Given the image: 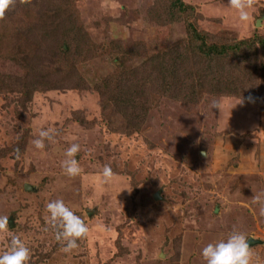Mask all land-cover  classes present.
I'll use <instances>...</instances> for the list:
<instances>
[{
	"label": "rangeland",
	"instance_id": "obj_1",
	"mask_svg": "<svg viewBox=\"0 0 264 264\" xmlns=\"http://www.w3.org/2000/svg\"><path fill=\"white\" fill-rule=\"evenodd\" d=\"M183 1L206 41L247 40L244 62L264 56L255 42L264 37V0H253L245 23L228 0ZM169 4L15 0L0 15V216L30 247L29 264H204L200 249L234 227L259 240L250 245L253 264H264V217L252 203L264 193V70L236 79L247 66L239 60L192 65L185 22L150 18ZM173 46L188 57L178 80L193 66L206 70L205 86L182 91L186 100L161 91L172 69L154 58ZM215 63L217 90L209 86ZM213 98L220 110L210 108ZM41 125L57 133L36 149ZM73 142L82 172L69 178L60 161ZM104 165L113 172L106 183ZM57 198L89 229L70 253L47 224L45 205ZM7 246L0 233V252Z\"/></svg>",
	"mask_w": 264,
	"mask_h": 264
},
{
	"label": "clouds",
	"instance_id": "obj_2",
	"mask_svg": "<svg viewBox=\"0 0 264 264\" xmlns=\"http://www.w3.org/2000/svg\"><path fill=\"white\" fill-rule=\"evenodd\" d=\"M22 2H26V0H22ZM14 3L15 0H0V15H3V11ZM228 6L236 13L238 22L245 23L253 20L251 11L254 7L253 0H228ZM247 99L249 102L252 101L251 96ZM237 104L243 105L244 99L240 98L234 106ZM209 106L211 109H221L219 100L215 98L209 101ZM56 133L57 130L54 127L41 125L36 133V138L32 141L34 148L44 149L46 141L55 142ZM73 139L76 138L73 137ZM80 150L81 145L75 142L70 143L64 150L65 158L60 161L63 175L73 178L82 172L77 159ZM202 155H207V153H202ZM112 175V168L109 165L102 166V182H108ZM252 203L258 205L259 215L264 217V193L253 195ZM45 208L48 213L47 224L53 230L54 239L61 245V250L70 253L77 249L78 241L86 237L89 231L85 221L62 198L49 200ZM8 227V216H0V233H6L8 239L7 248L0 252V264H29L30 247L20 235L9 233ZM248 238L245 232L234 227L226 236L204 245L200 249V257L204 264H253V253Z\"/></svg>",
	"mask_w": 264,
	"mask_h": 264
},
{
	"label": "trees",
	"instance_id": "obj_3",
	"mask_svg": "<svg viewBox=\"0 0 264 264\" xmlns=\"http://www.w3.org/2000/svg\"><path fill=\"white\" fill-rule=\"evenodd\" d=\"M166 1L170 2L169 6L167 7V14H164L163 11H160L158 15L157 12L154 11L153 13H151L150 11L151 13L150 18L152 19L159 18L163 20L172 19L175 21L179 19V20H182L183 23L185 22V27H186L185 32L188 33V35H190V47L192 48L190 50V53L198 57V59L194 61L192 65L199 64V62L202 60L201 57L208 58L203 69H206L207 63L216 62L217 61L216 59L225 60V58H227L228 60L229 59H232V60L235 59V61L239 60L238 64H239L240 69H243L241 67L243 64L247 66L245 69H243V71H241L240 74L237 75L236 79L242 76H243L242 78L246 77V75L248 76L249 72L252 69L256 70L257 67H261L264 70V65L262 63V61L264 60V56L256 57L254 54L251 58H249L248 62H244V58L246 54L245 52H247L246 50H249L247 40L242 41V42H236L235 40H232V42L227 43V42H219L218 40L214 41L208 38L211 41H209L208 39L206 41V38L198 32L196 28V23H194V21L189 18V13L191 12V9H193L192 6L186 4L183 0H166ZM187 9H188V12H187ZM157 10H159V8H157ZM183 14H184V17H182ZM70 30L71 29H69V31ZM255 42L260 45L259 46L260 49L264 52V37L258 36L257 38H255ZM117 45L118 43L116 44V46ZM113 46H114V43L111 44V49H114ZM184 50H185V46H179V48H176L173 46L171 49L167 50L165 53L158 54V57L154 58V59H158V62L162 63L164 68H166L167 70L172 69L170 71L173 77V78L171 77L172 81L167 84H163V87L161 88V91H163L164 93H168L172 98H180V94L182 93V91L189 90L192 88L196 89L197 87L205 86V71L206 70L203 71L204 74H198L197 72H195L197 66H193V69L190 71V75L189 76L187 75L188 77H190V80L188 79V77L184 81H182L181 79L178 80L176 78V73H179L183 70L182 63H186V61H183L182 58H184L185 60L188 58L182 53L184 52ZM125 53L129 54L127 50L125 51ZM123 58H124L123 55L118 56V59L120 61L118 70L123 69L122 65L123 64L125 65V60ZM167 61H170L172 63H170L168 66ZM171 64L173 67L169 68ZM160 69H163V67L157 68V70L159 71ZM212 71L215 73L214 80L216 83H213V84L208 83V85L211 84L209 86L213 85L217 87L216 88L217 90L220 88V86L218 85H220V79L223 75L222 74L218 75L216 63L213 64ZM251 78H248V84H252ZM231 83H232V80L230 81L229 84L232 85ZM105 95H106L105 99L106 98L111 99L109 95L107 94ZM185 97L186 96H183V93H182L181 100L182 99L186 100ZM110 106H112L111 103H110ZM137 118L139 117L137 116ZM126 119H128V117H126V113L120 114V117H115L117 126L125 127ZM129 122H133V120H130Z\"/></svg>",
	"mask_w": 264,
	"mask_h": 264
},
{
	"label": "water",
	"instance_id": "obj_4",
	"mask_svg": "<svg viewBox=\"0 0 264 264\" xmlns=\"http://www.w3.org/2000/svg\"><path fill=\"white\" fill-rule=\"evenodd\" d=\"M154 198H157L156 196H154ZM248 243H249V246L252 245V244H256V243H259V240H256L254 238H248Z\"/></svg>",
	"mask_w": 264,
	"mask_h": 264
}]
</instances>
